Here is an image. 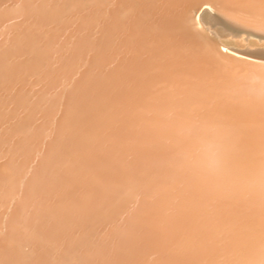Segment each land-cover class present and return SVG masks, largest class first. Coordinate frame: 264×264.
Here are the masks:
<instances>
[{"label":"bare ground","instance_id":"1","mask_svg":"<svg viewBox=\"0 0 264 264\" xmlns=\"http://www.w3.org/2000/svg\"><path fill=\"white\" fill-rule=\"evenodd\" d=\"M241 2L0 0V264H259L253 189L185 159L219 134L264 162Z\"/></svg>","mask_w":264,"mask_h":264},{"label":"snow or ice","instance_id":"2","mask_svg":"<svg viewBox=\"0 0 264 264\" xmlns=\"http://www.w3.org/2000/svg\"><path fill=\"white\" fill-rule=\"evenodd\" d=\"M238 7L245 11L228 27L237 28L245 24L264 26V0H259L258 3L255 0H242ZM224 51L227 50L224 49ZM248 63L253 65L259 63L262 70L244 73V77L237 80L233 86L245 91L247 99L264 111V61L250 60ZM261 136L264 138V130H262ZM185 159L193 160L195 170L204 178L221 180L232 186L251 187L258 206L261 223L264 226V162L257 169L249 170L244 163H238L230 159L221 143L219 134L209 135ZM142 191L138 188L130 193L127 202L129 212L136 210ZM6 232L7 225L0 222V237H4ZM237 264H241V261H237ZM243 264H252V262L244 261ZM259 264H264V231H262Z\"/></svg>","mask_w":264,"mask_h":264}]
</instances>
